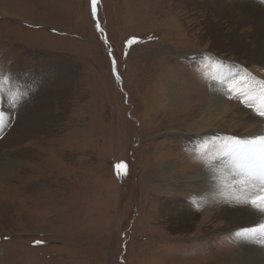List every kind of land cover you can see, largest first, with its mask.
<instances>
[{
	"label": "rangeland",
	"instance_id": "1",
	"mask_svg": "<svg viewBox=\"0 0 264 264\" xmlns=\"http://www.w3.org/2000/svg\"><path fill=\"white\" fill-rule=\"evenodd\" d=\"M158 6L96 0L93 15L92 0H0V142L31 112L40 123L38 136L0 151V264L239 261L224 220L196 205L175 211L188 206L179 186L193 172L259 130L228 118L214 135H189L212 117L211 88L225 83L232 108L261 120L264 64L236 51L244 31L227 18Z\"/></svg>",
	"mask_w": 264,
	"mask_h": 264
},
{
	"label": "bare ground",
	"instance_id": "2",
	"mask_svg": "<svg viewBox=\"0 0 264 264\" xmlns=\"http://www.w3.org/2000/svg\"><path fill=\"white\" fill-rule=\"evenodd\" d=\"M164 1L167 0H159L158 6L159 9H163L160 13L162 12L164 16L170 14L167 9L170 12L177 8L187 9L193 4L198 6L210 20L211 16H216L219 18L218 23H220L223 18H227L232 25L244 31V34L237 36L236 51H240V55L243 57L246 54L244 58L249 65L264 64V2L262 0H202L201 3L198 0H175L172 3L174 6L169 5V7L168 3L170 1L166 3ZM220 24L209 21L206 25L207 30H209V27H219L217 25ZM217 42L218 44L222 43L221 37L217 38ZM248 51L251 52L247 53ZM15 74L14 78L18 76L17 73ZM64 82L66 81H58L55 84V94L60 98L64 93L66 96V91L64 92L62 89ZM224 85L225 83L220 81H217L213 85L211 88L212 102L208 104V111L212 113V117L204 125L200 126L199 129L194 131L195 133H192L194 124H190L187 130L192 134L189 135H214L217 131L221 130L220 127L222 125L227 124L228 118H231L234 123L243 122L248 126L257 124L259 130H256V133L249 136L246 140L244 139L245 141L252 140L256 134H264V120L253 118L254 116L251 114H249V117H253H244L245 112L243 110H234L231 104L227 102ZM39 88L34 92L45 93L47 91L44 85L39 86ZM20 89L31 91V85L29 87L23 85ZM177 91L174 94V102H178L182 97L181 93ZM44 93L42 96L45 97H41V100L48 98ZM16 99L18 98H15V101ZM25 101L26 99H24V103ZM34 105L35 103L32 106H28V108L31 110ZM45 107H48V101L44 102L37 109L40 111L45 109ZM32 114L33 112L27 114L23 120L18 121L14 125L11 132L0 142V151L4 148L22 145L27 140H32V138L40 134L38 132L40 123L31 124L29 122ZM244 146L242 145L232 150L228 156H224L217 161L212 168L204 172H193L191 177L192 186H188L185 189L179 186L181 194L188 201V206H180L183 209H176L175 214L179 215V213L189 210L192 212L195 205L203 207L207 212L206 221L213 219L224 220L227 224L224 232L228 235L232 234L234 239L240 244L242 252H240V259L236 264H264V227H262L264 226V212L259 211L258 208L253 207L248 202L254 195L261 194L264 181L257 178L251 182L245 180L241 183L244 177L241 174V169L237 166L234 156ZM30 153L32 152L27 150L25 155H29ZM259 180L263 183L259 182ZM184 196L180 199L185 200ZM191 215L193 216L194 214L191 213ZM254 241H257L256 245H254ZM226 261H222V264H226ZM227 263L231 264V261L229 260Z\"/></svg>",
	"mask_w": 264,
	"mask_h": 264
},
{
	"label": "snow or ice",
	"instance_id": "3",
	"mask_svg": "<svg viewBox=\"0 0 264 264\" xmlns=\"http://www.w3.org/2000/svg\"><path fill=\"white\" fill-rule=\"evenodd\" d=\"M92 3L93 15H95L96 0H92ZM134 42L132 40L128 43L133 44ZM113 64L115 65V60H113ZM117 79H119V76H117ZM257 114L264 119V107ZM244 145L241 151L234 156L237 166L241 169V174L244 177L241 183L245 180L251 182L257 178L264 181V134H256L252 140L245 141ZM248 202L253 207L258 208L259 211L264 212V187H262L260 195H254Z\"/></svg>",
	"mask_w": 264,
	"mask_h": 264
}]
</instances>
